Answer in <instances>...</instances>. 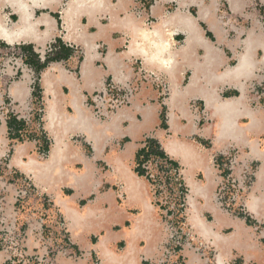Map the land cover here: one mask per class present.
<instances>
[{"label": "crops", "instance_id": "crops-1", "mask_svg": "<svg viewBox=\"0 0 264 264\" xmlns=\"http://www.w3.org/2000/svg\"><path fill=\"white\" fill-rule=\"evenodd\" d=\"M57 41L66 60L27 63L0 90L5 170L63 221L70 251L49 264H162L174 244L180 264H264V0H0L1 45L44 61ZM108 87L125 98L114 110L95 98ZM150 156L180 173L182 230L155 203ZM228 156L244 190L236 214L216 199ZM14 196L0 174L7 223ZM38 216L22 245L44 255Z\"/></svg>", "mask_w": 264, "mask_h": 264}, {"label": "built area", "instance_id": "built-area-1", "mask_svg": "<svg viewBox=\"0 0 264 264\" xmlns=\"http://www.w3.org/2000/svg\"><path fill=\"white\" fill-rule=\"evenodd\" d=\"M150 3L152 0H139ZM50 52V50H47ZM27 56L20 49V46H3L0 44V90L10 85L14 80L21 78L25 72L30 71L26 62ZM43 60L42 57L39 58ZM97 101L108 110H114L124 103V95L121 89L108 87L106 92L95 95ZM40 111V110H39ZM226 163L219 169L223 175L216 199L225 210L230 213L241 211L238 205L241 193L244 191L241 183L232 177V174H225L229 165L232 166L233 158L225 157ZM5 162L0 159V174L9 180V184L15 189V211L18 215L13 222L0 220V247L8 254V264H49L51 257L60 252H68L66 233L63 230V221L59 214L54 211L50 202L43 199L42 195L36 192L27 177H19L14 172L5 170ZM141 170L145 177L152 184L155 203L162 209L167 222L175 218L177 226L182 230L184 227V210L186 201V190L179 179V171L169 168L157 157L145 158L141 164ZM32 213L39 214V224L42 235L47 246L48 253L29 254L23 248L25 228L28 224L26 217ZM236 214V213H235ZM170 224V223H169ZM176 244L166 252L167 257L162 264H180ZM55 253V254H54ZM32 258L30 262L27 257Z\"/></svg>", "mask_w": 264, "mask_h": 264}, {"label": "trees", "instance_id": "trees-1", "mask_svg": "<svg viewBox=\"0 0 264 264\" xmlns=\"http://www.w3.org/2000/svg\"><path fill=\"white\" fill-rule=\"evenodd\" d=\"M57 45L59 46L60 50L58 53H54L52 55L46 54L45 55V60L43 62L39 61L38 55L33 52L32 47L30 46H22V51L26 54H28V57L26 58V62L30 65H33L37 72L45 68L49 63L51 62H59L62 60H66L67 57L69 56V51L64 47V45L60 42H56ZM14 124V121H10V125ZM143 152H141L142 154ZM148 153H152L153 155L163 157L164 154L158 150H156L154 143L151 144L150 150H148ZM140 154V155H141ZM139 173V171H137ZM140 174V173H139Z\"/></svg>", "mask_w": 264, "mask_h": 264}, {"label": "rangeland", "instance_id": "rangeland-1", "mask_svg": "<svg viewBox=\"0 0 264 264\" xmlns=\"http://www.w3.org/2000/svg\"><path fill=\"white\" fill-rule=\"evenodd\" d=\"M45 57V56H44ZM43 61V60H42ZM27 251V250H26ZM28 252V251H27ZM29 253V252H28Z\"/></svg>", "mask_w": 264, "mask_h": 264}]
</instances>
